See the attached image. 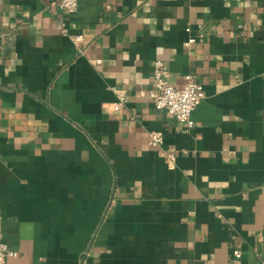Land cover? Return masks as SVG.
Returning <instances> with one entry per match:
<instances>
[{
    "label": "crops",
    "instance_id": "0c3cea01",
    "mask_svg": "<svg viewBox=\"0 0 264 264\" xmlns=\"http://www.w3.org/2000/svg\"><path fill=\"white\" fill-rule=\"evenodd\" d=\"M157 59L203 83L193 128L142 94ZM0 242L6 264H260L264 0H0Z\"/></svg>",
    "mask_w": 264,
    "mask_h": 264
},
{
    "label": "built area",
    "instance_id": "2783aa9c",
    "mask_svg": "<svg viewBox=\"0 0 264 264\" xmlns=\"http://www.w3.org/2000/svg\"><path fill=\"white\" fill-rule=\"evenodd\" d=\"M57 4L62 9L65 15H74L78 10L79 0H56ZM60 29L68 34V28L65 23L60 25ZM72 39L76 45L83 50L84 47V35L73 34ZM196 39L194 37L189 38L186 41V45H191ZM144 96L151 99L157 109L167 110L173 115L176 120L189 129L195 126V120L193 113L202 100L205 98V91L203 83L193 73H187L185 75V83L182 87L175 86L170 81V69L167 63L163 59H157L154 65L153 73V86L148 93H142ZM118 102L115 105L116 110L123 107L126 100V94L124 92L118 93ZM150 142L152 144L163 146L164 135L162 131H152L150 133ZM162 154L168 158L169 164L173 166L175 164L176 155L173 151L163 150ZM235 256L241 257V251L235 250ZM18 251L9 247L5 242H0V264H6L11 257H18ZM260 264H264V259H260Z\"/></svg>",
    "mask_w": 264,
    "mask_h": 264
}]
</instances>
